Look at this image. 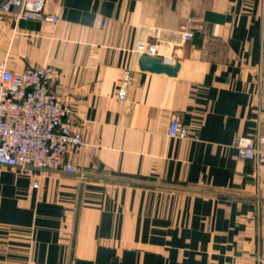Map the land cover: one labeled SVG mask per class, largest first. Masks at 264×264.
<instances>
[{"label":"crops","instance_id":"crops-1","mask_svg":"<svg viewBox=\"0 0 264 264\" xmlns=\"http://www.w3.org/2000/svg\"><path fill=\"white\" fill-rule=\"evenodd\" d=\"M45 5L59 21L0 14V62L50 67L84 143L76 173L0 166V264H264V164L235 146L264 134V0ZM140 41L177 74L142 69Z\"/></svg>","mask_w":264,"mask_h":264},{"label":"built area","instance_id":"built-area-1","mask_svg":"<svg viewBox=\"0 0 264 264\" xmlns=\"http://www.w3.org/2000/svg\"><path fill=\"white\" fill-rule=\"evenodd\" d=\"M45 4L46 0H0V14H10L18 20L59 21V15L47 10ZM158 35L156 29L154 36ZM192 36V32H185V38ZM157 51L155 42L140 41L134 47V52L140 55H156ZM53 76L50 67L32 65L13 70L6 60L0 62V166L21 172L78 171L67 154L83 145L84 133L68 119L71 106L51 89ZM131 82V70L126 69L117 92L120 100H126ZM189 134V128L179 118L171 119L169 135L186 138ZM235 146L241 157L254 160L257 165L264 164V134L239 136ZM32 184L38 188L39 179L35 178Z\"/></svg>","mask_w":264,"mask_h":264},{"label":"water","instance_id":"water-1","mask_svg":"<svg viewBox=\"0 0 264 264\" xmlns=\"http://www.w3.org/2000/svg\"><path fill=\"white\" fill-rule=\"evenodd\" d=\"M139 65L144 70H150L154 72H166L170 75L177 74L180 68L179 62L171 64L170 61L164 58L146 53L140 56Z\"/></svg>","mask_w":264,"mask_h":264},{"label":"clouds","instance_id":"clouds-1","mask_svg":"<svg viewBox=\"0 0 264 264\" xmlns=\"http://www.w3.org/2000/svg\"><path fill=\"white\" fill-rule=\"evenodd\" d=\"M242 143H247V141H242Z\"/></svg>","mask_w":264,"mask_h":264}]
</instances>
